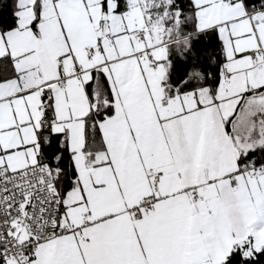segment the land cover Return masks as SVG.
Returning a JSON list of instances; mask_svg holds the SVG:
<instances>
[{
	"label": "snow or ice",
	"instance_id": "1",
	"mask_svg": "<svg viewBox=\"0 0 264 264\" xmlns=\"http://www.w3.org/2000/svg\"><path fill=\"white\" fill-rule=\"evenodd\" d=\"M0 264H264V0H0Z\"/></svg>",
	"mask_w": 264,
	"mask_h": 264
}]
</instances>
